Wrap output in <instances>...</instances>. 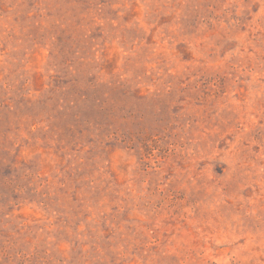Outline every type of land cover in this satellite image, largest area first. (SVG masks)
I'll list each match as a JSON object with an SVG mask.
<instances>
[{
	"label": "rangeland",
	"instance_id": "374dc122",
	"mask_svg": "<svg viewBox=\"0 0 264 264\" xmlns=\"http://www.w3.org/2000/svg\"><path fill=\"white\" fill-rule=\"evenodd\" d=\"M0 264H264V0H0Z\"/></svg>",
	"mask_w": 264,
	"mask_h": 264
}]
</instances>
